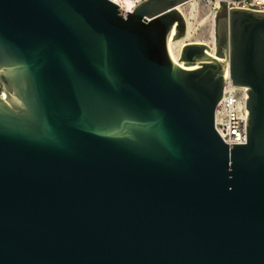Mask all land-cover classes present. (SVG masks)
<instances>
[{"label":"water","instance_id":"1","mask_svg":"<svg viewBox=\"0 0 264 264\" xmlns=\"http://www.w3.org/2000/svg\"><path fill=\"white\" fill-rule=\"evenodd\" d=\"M185 1L0 0V264H264V13L224 11L188 70Z\"/></svg>","mask_w":264,"mask_h":264},{"label":"built area","instance_id":"2","mask_svg":"<svg viewBox=\"0 0 264 264\" xmlns=\"http://www.w3.org/2000/svg\"><path fill=\"white\" fill-rule=\"evenodd\" d=\"M109 1L114 3L121 12L132 13L146 0ZM192 5H202L208 11V16H211L213 25L216 16L221 11L226 13L232 8L264 12V0H187L176 7L184 19L185 25L188 19L187 12ZM246 98V89L233 86L229 77L225 76L222 95L215 108L214 128L226 145H244L246 143Z\"/></svg>","mask_w":264,"mask_h":264},{"label":"bare ground","instance_id":"3","mask_svg":"<svg viewBox=\"0 0 264 264\" xmlns=\"http://www.w3.org/2000/svg\"><path fill=\"white\" fill-rule=\"evenodd\" d=\"M196 12H197L196 11V5H192L189 8V11L187 12L188 19H187V23H186V33H185V36L182 39H179V40H174L173 39L172 40V37L174 35V30L171 31V34L169 35V37L167 39V49H168V53H169V57H170L171 61L175 65H178V66L182 67L183 69H188V70L197 68V66H188V67L184 66L183 63H181L179 61V52H180L182 46L184 45V43L189 41V38L192 36L191 34L197 32V28L192 29L191 25L193 23L190 22V21H192L194 19L195 15H197V14H195ZM204 22H205V19L202 20L201 22H199L198 26H201ZM212 31H213L212 34H211V37H212L211 45L212 46H209V47H211L209 54L211 56L215 57L214 56V30H212ZM203 44H205V43H203Z\"/></svg>","mask_w":264,"mask_h":264},{"label":"rangeland","instance_id":"4","mask_svg":"<svg viewBox=\"0 0 264 264\" xmlns=\"http://www.w3.org/2000/svg\"><path fill=\"white\" fill-rule=\"evenodd\" d=\"M196 11L197 12L195 14H197V15L194 14L195 17L190 22L193 23L191 25L192 29L197 28V32L192 33L191 34L192 36L189 38V41H187V42H199V43H205L208 47L212 46L211 45V42H212L211 34L213 32L212 30H214L215 23H216L218 17L223 13V11H221L216 16L215 21H214V25H213V22L211 20V16H208V11H206V9L204 7H202V5L196 6ZM204 19H205V22L201 26H198V23ZM187 42H185V43H187Z\"/></svg>","mask_w":264,"mask_h":264},{"label":"flooded vegetation","instance_id":"5","mask_svg":"<svg viewBox=\"0 0 264 264\" xmlns=\"http://www.w3.org/2000/svg\"><path fill=\"white\" fill-rule=\"evenodd\" d=\"M254 12V11H253ZM258 13H264V12H258Z\"/></svg>","mask_w":264,"mask_h":264}]
</instances>
